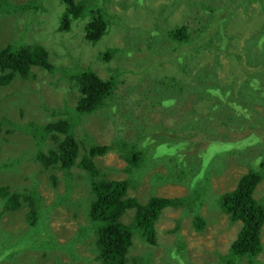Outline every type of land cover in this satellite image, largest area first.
Wrapping results in <instances>:
<instances>
[{
    "label": "rangeland",
    "instance_id": "obj_1",
    "mask_svg": "<svg viewBox=\"0 0 264 264\" xmlns=\"http://www.w3.org/2000/svg\"><path fill=\"white\" fill-rule=\"evenodd\" d=\"M106 1V9L113 16L110 32L98 44L93 45L85 40L84 27L91 19L89 15L75 20L69 31H58L62 14L65 12L63 0H0V49L18 42L29 46L43 45L50 53L51 63L56 66L53 71L38 65L33 66L27 78L15 75L9 84L0 86V120L5 117L19 125L13 127L7 121L1 124L0 177L2 173L5 175L3 179L0 178V186L9 185L10 190L12 188V191L25 192L31 196H34L33 192H37L42 198L41 208L39 205V213L37 212L39 222L32 226L27 219L32 212L28 203L14 208L9 204L8 198L0 196V264H103L99 260H93L96 254L91 253V249L94 250L95 247L94 225L97 223L88 215L92 198L90 176L76 164L70 170L73 175L70 180L72 186L63 182L65 174L61 170H57L60 179L57 186L49 184L48 180L53 181L49 179L52 172L44 168L42 161L39 158L37 160L36 156L44 151V147H52L54 140L51 136H47L44 141L40 138L34 139L28 129L30 121L40 126L59 118L70 120L75 138L83 141V150L85 145L90 146L93 143L115 144L108 154L94 159L96 169L104 178L128 180V195L142 203L152 196L186 198L189 194V188L185 184L162 185L160 176L153 177L157 171L167 172L166 165L158 163L162 156L167 160L171 156H178V151L176 148H162L153 153L154 146L148 151L147 135L154 132L153 125L162 121L166 127L175 126L176 134L184 136V139L197 140L202 137L203 144L209 140L205 139L204 135L195 138L192 135L194 131L187 125V120L198 110L206 112L211 109L201 104L193 108L190 99L180 101L177 78L188 79L190 74L181 71V66H176L179 53L171 50L174 45L170 44L172 39L166 33L169 27L175 29L187 22H194L192 12L186 11L190 6L181 1L170 7L175 0ZM31 2H38L39 7H27ZM220 3L223 8L224 3L229 9L235 8L231 10V17L228 16V25L239 34H247L248 28L256 21L260 24L264 20V5L258 1L249 7L246 3L236 4L231 0H222ZM24 8L27 9L20 10ZM216 17L215 26L223 27L224 24L218 19L219 15ZM196 27L200 26L196 23ZM225 32L230 33L226 30ZM132 33L136 35L134 41L130 38ZM220 36L218 30L215 31L213 39L205 38L206 51H197L191 58L185 56L186 69L191 74L200 68H211L215 64V53L209 44L212 40H220ZM236 41L238 46H242L241 38ZM149 43L152 46L150 48ZM261 45H264V40ZM114 46L142 47L145 51L137 56L131 55L129 51H120L110 62L98 59L99 52L110 50ZM190 50L193 52L192 48ZM262 51L264 52V49ZM181 52L185 54V49ZM117 57L121 61L125 57L129 59L118 64ZM250 59L251 62L259 64L261 55ZM221 60L222 68L216 65L219 69L217 73L221 77L208 75L214 83L219 84L220 101H212L218 104L225 103L224 94L229 90L224 77H235L234 69L243 70L247 57ZM85 66H90L104 79L114 78L115 86L117 85L115 98L106 101L100 107L104 109L99 108L93 115L79 114L75 109L79 92L75 80L70 76ZM116 66L118 70L112 74L109 68ZM261 67L263 68V65ZM251 69L254 74L259 75V67L251 65ZM236 75L244 77L238 71ZM247 81L250 80L244 79L242 83ZM188 86L193 89L192 83ZM215 94V97L218 96L216 92ZM149 98L150 103L162 100L163 106H152ZM173 112L176 115H173ZM212 112L213 115H210L214 117V121H211V126L218 131L227 129L229 123L225 113L220 118L215 108H212ZM210 115H205V120H208ZM237 135L243 139L247 134ZM229 136L232 138V133H229ZM121 140L137 143L135 154L142 150L139 163L130 169L125 158L117 150ZM225 150L223 147L214 153L218 155ZM251 151V148H244L217 156L210 184L212 195L231 191L236 187L238 179L250 168L246 160ZM213 157L215 155H211V158ZM263 157L262 150L258 159ZM193 166L199 168L201 162H189L188 169L191 171L187 176L188 180L195 172ZM216 169L221 171L216 172ZM166 181L173 182L169 179ZM255 197H264V179L258 185ZM211 202L201 208L202 215L207 219L206 228L202 230L193 225V213H185L188 205L166 208L156 223L155 244L145 242L140 234L134 231L130 256L143 255L141 264H228L226 256L237 237L241 223L231 224L227 214L212 209ZM216 203L217 201L214 205L218 206ZM133 217L134 209H129L121 221L127 224L132 222ZM179 221V228L176 229ZM262 242L264 245V227ZM256 261L264 264V250ZM237 264L248 262L242 259Z\"/></svg>",
    "mask_w": 264,
    "mask_h": 264
},
{
    "label": "trees",
    "instance_id": "obj_2",
    "mask_svg": "<svg viewBox=\"0 0 264 264\" xmlns=\"http://www.w3.org/2000/svg\"><path fill=\"white\" fill-rule=\"evenodd\" d=\"M181 1L187 2L190 6L186 11L192 12L194 22H187L181 25L182 27L180 28L170 29L169 27L166 32L172 39L170 44L174 45L171 50L179 53L177 54L179 61L175 63L176 66H181V71L190 74L188 79L182 78L180 80V77H176L178 79L177 86L180 89L178 96L180 101L190 99L193 108L197 107V104L210 107V111L198 110L187 120L189 121L187 125L194 131L192 135L195 138L199 135H204L203 137L209 140L203 144L200 136V139L197 140L184 139V136L181 137L176 134L177 129L175 126L166 127L161 121L157 125H153L154 132L147 135V149L149 151L151 146H154L153 153H157L162 148H176L178 156H171L167 160L162 156V159L158 162L166 165L167 172L161 173L157 171L153 174V177L160 176L163 181L162 185L168 183L187 185L189 188L188 196L186 198L152 196L144 203L133 196H129L130 182L128 180L104 178L101 176L100 171L96 169L94 163L96 157H103L108 154L113 149L112 147H115V144L96 145V143H93L87 146L84 143L85 148L84 150L81 149L82 139L77 140L75 138L71 121L64 118L48 121L40 126L35 125L33 121L28 122L29 133L34 139L40 138L41 141H44L45 138H48L47 136H51V139L54 140L53 146L44 147V151L38 153L36 159L38 160L39 158L44 168L52 172L49 179L53 181L48 180V182L53 187L60 182L57 170H61L65 174L63 182L72 186L70 180H72L73 175L70 170L76 164L90 176L92 198L88 215L92 221L97 223V225H94L95 242L93 244L95 247L94 250L93 248L91 249V253L96 254L93 260H99L103 264H141L140 260L144 257L143 255L130 256L134 231H137L145 242L154 245L157 240L156 223L160 215L166 208L177 207L178 205H188L185 213H193V225L198 230H202L206 228L207 219L202 215L201 208L206 203L210 204L209 202L212 200L211 207L214 211L219 210L227 214L231 224L241 223L237 237L232 242L226 256V262L228 264H237L242 259H246L248 264H262L257 262L256 258L264 250L262 242L264 197L257 198L255 194L258 185L264 179V157L258 159L261 151H264V81H262L264 76V52L262 49H264V45H261L264 40V20L260 24L256 21L252 27L248 28L249 32L242 35L238 31L234 32L229 27L228 19L233 13L231 10L235 8L229 9L225 3L223 5L225 8H223L220 6L222 0H175L170 7H174L177 2ZM231 1L236 4L246 3L248 7L255 1L264 5V0ZM63 2L65 12L62 14L58 31H69L75 20L89 15L91 19L84 27L86 41L96 45L110 32L111 18L113 16L106 9L108 8L105 5L106 0L101 3H97L95 0H82L79 2L76 0H63ZM28 5L27 7L31 9L39 7L38 2L36 4L31 2ZM216 15H219L218 19L224 24L223 27L215 26ZM196 23L200 27L195 28ZM198 30L200 31L198 32ZM217 30L221 35V39L212 40L209 44L210 49L215 53V64L211 68H200L194 74H191L186 69L185 56L191 58L197 51L198 53L206 51L207 43L205 38L213 39L214 32ZM225 30L230 33H226ZM130 32H132V29H130ZM130 35V38L134 41L136 35L134 33ZM240 38L242 39V46H238L236 41V39ZM134 46L125 48L111 47L110 50L99 52L98 59L110 62L115 54H120V51H129L133 56L145 51L142 47L136 48ZM148 47H152L151 43L148 44ZM191 48L193 52H191ZM184 49L185 54L181 52ZM233 49L235 50L233 51ZM258 54L261 55L259 64L251 62L250 58L258 57ZM221 56L229 59L231 57L236 59L247 57L243 70H240V68L234 69L233 75L235 77H224L229 89L224 94V104L212 102L220 101V89L219 84L214 83L208 77V75L220 76L217 73L219 70L217 66L222 68ZM127 59L129 58L125 57L121 61L117 57L118 64ZM37 65L50 71L56 69V66L51 63L50 53L45 46H29L23 42L6 45L0 49V73H2L0 75V86L9 84L15 75L27 78L31 74L32 67ZM251 65L260 68L259 75L253 73ZM261 65H263V68ZM116 68L117 66L109 68V70L113 74L117 72L118 69ZM236 71L241 72L244 77L240 78V76H237ZM70 77L75 80L77 91L79 92L75 107L79 114L95 113L106 101L108 102L110 99L115 98L117 85L115 86L114 78L104 79L90 66L81 67ZM244 79H248L251 82L247 81L243 84ZM190 83L193 84V89L196 88L195 91L189 89L188 84ZM215 92L218 94L216 97ZM162 103V100H156L150 104L154 107H162ZM117 106L118 103H116V108ZM212 108L216 109L220 118L225 113L229 123L227 129L218 131L211 126V121H214ZM103 109L100 108L99 110ZM115 111L117 112L118 110ZM173 115H176V113L173 112ZM205 115H210L208 120H205ZM4 121H7L13 127L19 126L14 121L3 117L0 120V130ZM229 133H232V138H230ZM239 133H246L247 135L241 139L240 135H237ZM237 136L238 138H236ZM137 145V143L132 141L121 140V144L117 148L120 155L128 163L129 169L139 163L138 159L142 155V150L135 154L134 151H136ZM223 147L226 148L224 152L218 155L214 153ZM232 148L235 149L230 151ZM244 148L252 149L246 160L250 164L249 170L238 179L233 190L212 195L210 193V184L215 172L213 167L217 156L223 153L243 150ZM211 155H215V157L211 158ZM194 160L200 161L201 166L199 168L193 166L195 172L191 174L188 180L187 176L191 171L188 169L189 162ZM210 160L213 161V164H211L212 161ZM220 171L221 169H216V172ZM4 175L5 173H2V178H0L3 179ZM167 179L173 180V182L166 181ZM33 193L34 196H31L25 192L12 191L9 185L0 186V196L8 198L9 204L14 208H19L24 203H28L32 207L28 220H31V225H37L39 222L37 212L39 213V205L41 208L42 198L37 192ZM215 201H217L216 205L218 206L214 205ZM129 209H134V217L133 220L131 218L132 222L126 224L121 221V218ZM179 225L180 221L176 229L179 228Z\"/></svg>",
    "mask_w": 264,
    "mask_h": 264
},
{
    "label": "clouds",
    "instance_id": "obj_3",
    "mask_svg": "<svg viewBox=\"0 0 264 264\" xmlns=\"http://www.w3.org/2000/svg\"><path fill=\"white\" fill-rule=\"evenodd\" d=\"M29 216V215H28ZM27 219H28V217H27ZM30 222H31V220H30ZM32 226H35V225H32Z\"/></svg>",
    "mask_w": 264,
    "mask_h": 264
},
{
    "label": "flooded vegetation",
    "instance_id": "obj_4",
    "mask_svg": "<svg viewBox=\"0 0 264 264\" xmlns=\"http://www.w3.org/2000/svg\"><path fill=\"white\" fill-rule=\"evenodd\" d=\"M169 208V207H168ZM173 208V207H172ZM2 216V215H1Z\"/></svg>",
    "mask_w": 264,
    "mask_h": 264
}]
</instances>
